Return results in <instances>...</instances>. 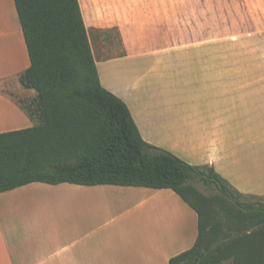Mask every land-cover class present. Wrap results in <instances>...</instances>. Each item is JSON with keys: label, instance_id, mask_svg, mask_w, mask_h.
Masks as SVG:
<instances>
[{"label": "crops", "instance_id": "crops-1", "mask_svg": "<svg viewBox=\"0 0 264 264\" xmlns=\"http://www.w3.org/2000/svg\"><path fill=\"white\" fill-rule=\"evenodd\" d=\"M80 4L102 84L144 139L264 197V66L234 63L216 33L170 36L163 0ZM30 65L15 0H0V133L35 124L23 101L37 92L19 80ZM10 77L17 96L3 91ZM198 235V213L171 188L33 182L0 193V264H169Z\"/></svg>", "mask_w": 264, "mask_h": 264}, {"label": "trees", "instance_id": "trees-1", "mask_svg": "<svg viewBox=\"0 0 264 264\" xmlns=\"http://www.w3.org/2000/svg\"><path fill=\"white\" fill-rule=\"evenodd\" d=\"M15 4L31 60L19 80L37 92L24 103L35 124L0 133V193L33 182L171 188L198 213L199 235L169 264H264V197L144 139L102 84L80 0Z\"/></svg>", "mask_w": 264, "mask_h": 264}, {"label": "rangeland", "instance_id": "rangeland-1", "mask_svg": "<svg viewBox=\"0 0 264 264\" xmlns=\"http://www.w3.org/2000/svg\"><path fill=\"white\" fill-rule=\"evenodd\" d=\"M163 1L168 3L170 36H180L191 43L193 33H216L218 38L231 43L234 63L264 66V0ZM13 36L8 35L9 43L15 38ZM8 86L3 91L17 96L16 86L22 85L17 78L10 77ZM23 103L29 104L30 101L24 99ZM197 185L211 193L201 183Z\"/></svg>", "mask_w": 264, "mask_h": 264}]
</instances>
